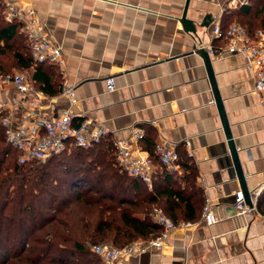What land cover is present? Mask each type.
I'll list each match as a JSON object with an SVG mask.
<instances>
[{
	"label": "crops",
	"instance_id": "1",
	"mask_svg": "<svg viewBox=\"0 0 264 264\" xmlns=\"http://www.w3.org/2000/svg\"><path fill=\"white\" fill-rule=\"evenodd\" d=\"M3 1L31 10L46 38L61 49L54 74L49 70L47 75L59 92L39 91L31 80L32 69L12 71L22 72L33 92L0 89V102L10 105L15 124L29 108L50 116L68 110L74 124L84 120L106 127L112 142H131L132 129L140 128L145 136L133 144L136 152L149 154L147 139L164 141L187 154L196 168L203 203L209 200L217 222L203 224L200 211L196 219L181 221L191 225L176 228L160 251L131 257L126 264H264V214L257 207V214H240L234 207L241 190L198 53L200 47L224 43L214 38V26L261 25L264 0H249L241 8L249 7L247 14L229 8L228 0H188L186 19L196 25L197 39L179 21L186 0ZM206 15L208 27L199 28ZM209 58L245 185L250 195L261 192L264 102L240 55ZM107 77L114 80L111 92L106 90ZM63 88H72V99ZM176 173L181 175V169Z\"/></svg>",
	"mask_w": 264,
	"mask_h": 264
},
{
	"label": "trees",
	"instance_id": "2",
	"mask_svg": "<svg viewBox=\"0 0 264 264\" xmlns=\"http://www.w3.org/2000/svg\"><path fill=\"white\" fill-rule=\"evenodd\" d=\"M244 6L237 10L247 14ZM262 19L261 25L240 24L253 35L264 31V12ZM15 69H32V83L44 94L60 91L47 76L49 70L54 74L53 65L33 62L19 23L3 19L0 3V71ZM147 140L156 167L150 188L120 169L107 137L90 147H69L44 162L21 161L0 126V264H101L87 247L148 239L158 230L150 216L154 207L176 224L196 219L203 197L194 164L177 152L182 174L168 172ZM256 207L264 214V189Z\"/></svg>",
	"mask_w": 264,
	"mask_h": 264
},
{
	"label": "built area",
	"instance_id": "3",
	"mask_svg": "<svg viewBox=\"0 0 264 264\" xmlns=\"http://www.w3.org/2000/svg\"><path fill=\"white\" fill-rule=\"evenodd\" d=\"M0 3L3 5V19L19 23L20 32L28 45L33 62L59 64L60 47L46 38L32 11L25 12L7 1L0 0ZM247 3L248 0H228L227 6L237 9ZM212 33L214 38L221 39L224 43L218 47L208 45L206 51L209 57L218 60L226 54L240 55L250 72L254 91L264 102V31L259 30L249 35L241 25L234 23L225 28L214 26ZM6 86L14 87L21 94L33 92L25 75L19 71H0V89ZM105 86L108 92L114 90L112 77L105 79ZM63 93L69 99L74 96L72 88H63ZM0 126L3 128L6 143L19 152L21 161L44 162L50 156L60 154L72 146L90 147L110 134L106 127L90 125L84 120L74 124V115L68 110L50 116L38 108H29L21 112L15 124L13 112L6 102H0ZM144 136V130L133 128L132 141H113V149L120 169L127 176L136 178L150 187L155 166L148 153L136 152L133 149V144H138ZM153 153L159 164L168 172L178 171L179 156L174 145L164 141L155 142ZM259 193L260 189H256L250 195L251 207L244 204L242 194L238 193L234 207L240 214H257L256 201ZM150 216L158 230L148 239L136 240L121 247L102 241L89 245V251L97 256L101 264H126L131 257L147 251H160L176 228L191 225L189 222L174 223L158 207L152 208ZM260 217L264 220V215ZM201 222L207 226L217 222L208 199H205L201 209Z\"/></svg>",
	"mask_w": 264,
	"mask_h": 264
},
{
	"label": "water",
	"instance_id": "4",
	"mask_svg": "<svg viewBox=\"0 0 264 264\" xmlns=\"http://www.w3.org/2000/svg\"><path fill=\"white\" fill-rule=\"evenodd\" d=\"M188 5V0H186L182 15L179 19L180 24L182 26V29L186 32L191 34L195 39H197V33H196V25L193 23V21L186 19V8ZM209 16L206 15L203 19V21L198 25L199 28H206L208 27V21ZM198 53L200 55V57L202 58L207 74H208V78L210 81V85H211V89L213 92V96H214V101L216 104V107L218 109V113L221 119V124H222V128L224 130V134L227 140V145H228V149L231 155V159L233 161L234 167H235V171H236V175H237V179L239 182V186H240V190L243 196V202L246 206L251 207L252 203H251V197H250V192L247 189L246 185H245V180H244V175L242 173V170L240 168V164L238 161V157H237V152H236V147L232 141V135L230 132V128L226 119V115L222 106V102L220 99V96L218 94L217 91V87L214 81V76L211 70V64H210V58L209 55L207 54L206 50L203 47H200L198 49Z\"/></svg>",
	"mask_w": 264,
	"mask_h": 264
},
{
	"label": "rangeland",
	"instance_id": "5",
	"mask_svg": "<svg viewBox=\"0 0 264 264\" xmlns=\"http://www.w3.org/2000/svg\"><path fill=\"white\" fill-rule=\"evenodd\" d=\"M87 249H88V247H87ZM89 250V249H88Z\"/></svg>",
	"mask_w": 264,
	"mask_h": 264
}]
</instances>
